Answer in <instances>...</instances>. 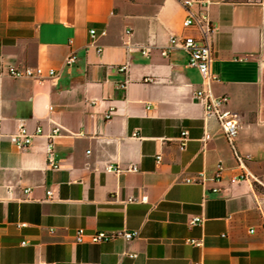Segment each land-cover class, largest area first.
<instances>
[{
	"label": "crops",
	"instance_id": "1",
	"mask_svg": "<svg viewBox=\"0 0 264 264\" xmlns=\"http://www.w3.org/2000/svg\"><path fill=\"white\" fill-rule=\"evenodd\" d=\"M182 1L0 0V264H264V0H205L218 27L211 88L237 115L244 167L193 97L202 77L185 51L159 52L170 35L197 34ZM8 65L55 76L13 78ZM19 120L42 129L24 149L9 140ZM243 168L261 182L230 183ZM199 171L202 182L185 181ZM195 215L204 221L189 226ZM80 228L138 234L76 243Z\"/></svg>",
	"mask_w": 264,
	"mask_h": 264
},
{
	"label": "built area",
	"instance_id": "2",
	"mask_svg": "<svg viewBox=\"0 0 264 264\" xmlns=\"http://www.w3.org/2000/svg\"><path fill=\"white\" fill-rule=\"evenodd\" d=\"M183 5L187 8L188 13L183 19V27L184 28H193L196 30L197 34L192 35H182V36H175L170 35L168 44L160 49V54L162 56H167L170 50L173 47H180L182 48L186 55H187V62L189 66L195 67L201 77H202V84L193 91V97L199 101L204 109V112L208 116H214L220 126V130L225 137L227 143L229 144L231 150L233 151L237 164L240 167H244L245 160L249 158L246 155H241L236 146L235 138L238 134L240 129V123L238 122L237 115L230 109L226 107L227 103V96L226 95H215L211 84L212 82L218 80V76L212 72L211 70V62L213 59L212 55V37L217 32L218 27L217 24L214 23L207 11V5L209 1H200L199 5L202 7L198 11L191 10L190 6L192 5V0H183ZM91 37L95 36V30H89ZM104 33V31H102ZM96 51L100 52L101 48L96 47ZM140 51L144 55H149V48L146 46H141ZM77 60V56L75 53H69L66 58L65 62L70 64ZM118 71L126 72L127 65L122 64L117 67ZM6 73L13 77V78H22V77H33L35 79H42L44 77H54L55 70L52 68H48L46 70L43 69L41 66L36 67H23L19 68L14 65H8L6 68ZM126 82V80H125ZM112 109H109L105 114L106 118H109L112 113ZM42 133L41 127H37L34 132H30L25 124V121L19 120L17 123L16 129L9 134L10 142L15 145L19 149H24L29 147L32 142V138L34 135H38ZM60 133V126L55 125L54 128L50 131L47 135V145H46V155H47V163L51 167H58V164L55 162L53 157V139L58 136ZM188 140V131L182 130L180 134V147L184 148L186 142ZM161 159L160 155L156 156V161L159 162ZM126 170H135V167H128ZM221 169L220 167L214 174L215 180H220ZM205 179V175L202 171L196 173L195 176L187 177L185 179L186 182H202ZM240 180L246 181H255L261 182L255 174L247 171L243 168V170L237 174L232 175L229 179L230 183H235ZM212 192H219L220 189L218 187L211 188ZM29 189H25L24 193L27 195ZM51 191H47V195L50 196ZM133 197H130L128 201H134ZM140 201L145 202L147 201V195H143ZM204 221V218L199 215L192 216L188 224L189 226H196L201 225ZM25 223H20L19 225H24ZM253 231V228L249 229ZM138 232L136 230L128 231L123 230L118 233H109L106 231H96L93 233H86L83 229H77L73 235V241L76 243H81L85 241L99 243L112 240L116 237H122L125 240H130L137 236ZM186 243L193 244V245H201L202 242L200 240L194 238H187L185 239ZM26 241H22V244H25ZM129 256H135L134 253H130ZM37 264H55L54 262L48 261H39ZM190 264H202L201 261H195Z\"/></svg>",
	"mask_w": 264,
	"mask_h": 264
}]
</instances>
